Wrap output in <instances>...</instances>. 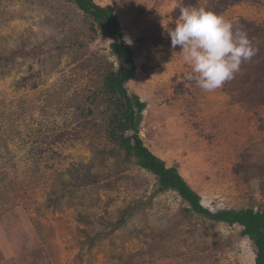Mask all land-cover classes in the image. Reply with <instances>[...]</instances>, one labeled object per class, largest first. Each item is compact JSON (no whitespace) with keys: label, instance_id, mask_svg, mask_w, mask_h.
<instances>
[{"label":"rangeland","instance_id":"1","mask_svg":"<svg viewBox=\"0 0 264 264\" xmlns=\"http://www.w3.org/2000/svg\"><path fill=\"white\" fill-rule=\"evenodd\" d=\"M94 3L112 6L137 43L125 88L146 105L143 145L210 213L263 208L264 0ZM180 4L232 21L256 50L214 92L187 79L171 47ZM92 24L65 0H0V264H255L242 227L157 192V178L107 140L100 109L77 114L72 101L99 81L89 55L116 69Z\"/></svg>","mask_w":264,"mask_h":264},{"label":"trees","instance_id":"2","mask_svg":"<svg viewBox=\"0 0 264 264\" xmlns=\"http://www.w3.org/2000/svg\"><path fill=\"white\" fill-rule=\"evenodd\" d=\"M65 1L79 9L93 22V28L110 40L109 53L113 56L116 65L115 69L113 63H105L96 56L89 55L86 61L96 64L94 69L99 81L94 83V89L82 91L81 101H72L77 114L89 117L93 114L91 107L100 109L107 140L117 149L124 151L126 158H135L140 168L157 178V192L168 190L177 192L189 205V212L204 215L217 222L237 224L242 227L241 235L251 240L255 247V264H264V207L258 210L210 213L202 207L199 196L186 184L177 169L166 167L161 159L143 145L139 136V126L146 105L137 96H130L125 88L126 83L136 74L134 47L137 43L129 45L124 42V33L112 6L101 7L95 4L94 0Z\"/></svg>","mask_w":264,"mask_h":264},{"label":"clouds","instance_id":"3","mask_svg":"<svg viewBox=\"0 0 264 264\" xmlns=\"http://www.w3.org/2000/svg\"><path fill=\"white\" fill-rule=\"evenodd\" d=\"M178 7V20L167 30L171 47L179 46L189 66L187 79L204 92H214L234 79L256 50L247 34L234 31L232 21L222 15L183 4ZM124 42L132 43L127 37Z\"/></svg>","mask_w":264,"mask_h":264}]
</instances>
